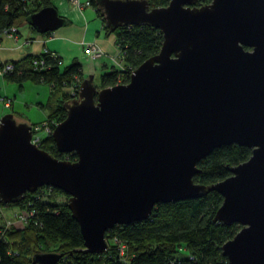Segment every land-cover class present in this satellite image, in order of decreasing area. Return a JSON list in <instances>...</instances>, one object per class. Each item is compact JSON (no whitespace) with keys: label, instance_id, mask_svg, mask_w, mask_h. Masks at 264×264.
I'll return each instance as SVG.
<instances>
[{"label":"water","instance_id":"water-1","mask_svg":"<svg viewBox=\"0 0 264 264\" xmlns=\"http://www.w3.org/2000/svg\"><path fill=\"white\" fill-rule=\"evenodd\" d=\"M94 0L113 34L129 26L162 34L157 55L126 84L97 89L84 78L78 97L62 108L52 133L57 160L30 144L31 125L0 120V203H20L39 188L63 192L77 222L83 253L105 254L106 233L148 221L159 204L222 198L213 223L239 225L221 247L228 264H264V0ZM39 35L67 25L54 6L26 20ZM251 150L231 176L199 185L200 160L221 146ZM36 253L32 264H57Z\"/></svg>","mask_w":264,"mask_h":264},{"label":"trees","instance_id":"trees-1","mask_svg":"<svg viewBox=\"0 0 264 264\" xmlns=\"http://www.w3.org/2000/svg\"><path fill=\"white\" fill-rule=\"evenodd\" d=\"M55 0H0V34L10 27L16 29L17 37L21 26H27L30 14L43 8L52 7ZM150 7H166L170 0H147ZM102 21L94 0L88 2ZM211 0H199L197 6L210 4ZM67 21V19H65ZM103 23V22H102ZM67 24L69 22L67 21ZM115 44L122 55L124 70L116 67L104 68L100 74L97 89H106L129 81L131 73L141 63L157 55L162 46V34L150 27L129 26L119 28L113 34ZM0 37V44L3 42ZM29 42V41H26ZM44 63V70L35 69L34 62ZM13 65V72L4 75L8 83L30 82L53 86L50 98L43 108L46 120L52 129L65 118L62 105L72 99L69 86L82 82V70L76 62L62 66V60L52 58L50 53L30 56L21 62H6ZM5 63L0 61V69ZM69 92H68V91ZM40 124V123H37ZM35 126V125H32ZM57 160L74 162L73 154L63 155L56 151L52 137H48L40 148ZM251 155V150L237 145L221 146L200 160L197 168L201 172L193 178L199 185L211 186L231 176L230 168L243 164ZM39 188L35 194H28L20 203L9 205L30 209L35 215L27 220L26 226L17 230L6 228L5 220L0 225V264H32L36 253H57L62 258L57 264H228L221 256V246L233 239L241 229L239 225L224 226L213 223L215 212L222 205L219 194L212 192L199 199L179 203L157 205L148 221L127 226H116L106 233L105 254L83 253L84 242L76 221L67 208L68 197L56 190ZM38 197L39 200H35ZM66 202H61L58 198ZM0 207H5L0 203ZM2 216V214H1ZM3 226V227H2ZM124 247L121 253L120 248Z\"/></svg>","mask_w":264,"mask_h":264},{"label":"crops","instance_id":"crops-1","mask_svg":"<svg viewBox=\"0 0 264 264\" xmlns=\"http://www.w3.org/2000/svg\"><path fill=\"white\" fill-rule=\"evenodd\" d=\"M78 1L84 6L82 9L72 5L69 0L68 2L66 0H55L53 4L55 5L58 15H60L61 18L67 19L69 24L53 32V34L42 36H39L32 29L30 30L27 26H21L18 30L16 41L11 39L3 40L1 44L0 60L4 62H21L22 59L26 57L38 56L47 52L56 54L61 58L62 66L64 67L77 62L82 70L83 79L88 77V75H92L97 78L94 79L99 82L100 74L104 68L114 67L113 61L116 63L119 62L121 56L119 55V49L114 42V38L105 34L104 24L96 13V10H94L91 5L86 6L89 0ZM26 41H29V43H26ZM86 42L94 43L102 50L103 56L97 62L92 61L83 54L80 43ZM33 85L34 84L30 82H23L22 84L13 82L8 83L0 72V99L2 97L15 98L13 104L10 103V107L3 108L7 110L8 113L14 115L18 120H22L23 122L28 121L29 125L42 123L46 120L47 113H45L43 105H45L48 98H50V92H48L49 90L47 87V97L44 103L37 104L42 113L34 108L35 112L31 115L28 114V106L31 105V107H33V105L28 100L25 101L24 99V101H21L17 96L22 93L23 89L32 87ZM38 85L40 88L44 86L42 84ZM3 105L5 106V104ZM20 111H22L24 115H22ZM4 113L3 111L0 112V119ZM25 114H28V116ZM19 211V208L17 210L8 211L11 216L7 220L12 219Z\"/></svg>","mask_w":264,"mask_h":264},{"label":"built area","instance_id":"built-area-1","mask_svg":"<svg viewBox=\"0 0 264 264\" xmlns=\"http://www.w3.org/2000/svg\"><path fill=\"white\" fill-rule=\"evenodd\" d=\"M72 5L77 6L79 9H82L84 6H82L78 0H69ZM89 3H86V6H89ZM16 33V29L10 27L8 30H5L2 34H0V37L2 39L6 40H14L16 41V37L14 34ZM29 43V42H26ZM2 44V43H1ZM1 44H0V51H1ZM80 46L82 47L83 54L86 57H89L92 61L97 62L99 59L102 58L103 52L99 48V46H96L94 43H80ZM119 55L121 56V60L119 62H114V67H116L118 70H124L123 63H122V55L119 51ZM51 57L57 58L56 54H51ZM1 61V60H0ZM2 63H5L4 66L0 69V72L2 75L6 74H11L13 72V65L11 63H6L4 61H1ZM34 66L36 67L35 69L39 70H44V63L42 61L40 62H34ZM76 84L74 83L72 86H69V91L71 94L72 99H76L78 97V92H79V86L81 84L80 79H76ZM48 87V92L52 91L53 86H47ZM5 107H10L9 102H4ZM53 129L51 125L46 121L40 123V124H35V126H31V140L30 144L34 147L42 148L43 147V142L47 140L48 137H52ZM45 188V187H44ZM49 189L48 193L51 192L52 188H46ZM35 194V193H34ZM33 195V194H32ZM35 200H39L38 197L35 198ZM27 209L24 211H19L17 215H15L12 220L6 221V228L8 229L9 227H14L15 229H23L26 226L27 220L35 215V212L30 209L31 202L28 201L27 203ZM0 214H1V207H0ZM121 253L124 252V247L120 248Z\"/></svg>","mask_w":264,"mask_h":264},{"label":"rangeland","instance_id":"rangeland-1","mask_svg":"<svg viewBox=\"0 0 264 264\" xmlns=\"http://www.w3.org/2000/svg\"><path fill=\"white\" fill-rule=\"evenodd\" d=\"M67 2H68V0H66ZM56 4V3H55ZM57 5V4H56ZM64 67V66H63ZM95 78V77H94ZM95 79H97V78H95ZM94 83H95V85H98V80H95L94 81ZM39 85L38 84H34L32 87H28V88H25V89H23V91H22V93L21 94H18V96H17V98L18 99H20L21 101H24V99H25V101H30L31 102V104L33 105V107H31V105H29L28 106V114H32V113H34L35 112V109L34 108H36L40 113H42L41 112V109H39V107L37 106V104L38 103H44V101H45V99H46V97H47V85L45 86V84H44V86L43 87H41V88H44V89H41L40 87H38ZM4 94V93H3ZM4 95H6V94H4ZM5 98V99H4ZM15 101V98H13V97H2L1 99H0V112H5L4 114H3V116H5V115H7V114H11V113H8V111L7 110H5L3 107H5L4 105H3V103L4 102H9V103H12L13 104V102ZM20 113L22 114V115H24L23 113H22V111H20ZM46 113V112H45ZM28 114H25L26 116H28ZM48 114V113H47ZM12 115V114H11ZM2 116V117H3ZM2 119V118H1ZM0 119V120H1ZM17 119V118H16ZM18 120V119H17ZM18 121H20V122H23L22 120H18ZM25 122H27L28 123V121H25ZM58 200L60 201V203L61 202H66V200L64 199V197L63 198H58ZM13 211V210H17V207H14V206H7V207H2L1 208V214H2V216H1V214H0V225H2L3 224V220H5V221H10V220H12V219H10V220H7V219H9L10 218V216H11V214L10 213H8V211ZM6 223V222H5Z\"/></svg>","mask_w":264,"mask_h":264},{"label":"bare ground","instance_id":"bare-ground-1","mask_svg":"<svg viewBox=\"0 0 264 264\" xmlns=\"http://www.w3.org/2000/svg\"><path fill=\"white\" fill-rule=\"evenodd\" d=\"M54 53V52H53ZM3 227V226H2Z\"/></svg>","mask_w":264,"mask_h":264}]
</instances>
